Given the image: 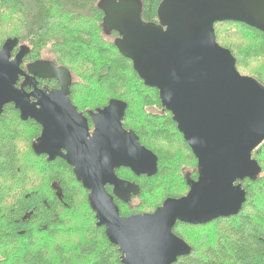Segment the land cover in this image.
Wrapping results in <instances>:
<instances>
[{
  "label": "water",
  "instance_id": "95a60500",
  "mask_svg": "<svg viewBox=\"0 0 264 264\" xmlns=\"http://www.w3.org/2000/svg\"><path fill=\"white\" fill-rule=\"evenodd\" d=\"M97 7L103 32L118 34V52L143 84L158 92L196 160L197 178L186 179V195L165 199L152 213L120 216L114 199L128 203L139 187L118 178L116 170L152 177L158 166L155 154L123 128L127 105L111 100L91 114L90 133L88 119L70 102L67 69L45 61L27 66L28 73L53 79L59 88L24 91L29 77L20 65L27 49L20 46L12 59L16 39H7L0 49V115L13 105L21 121L41 127L34 153L48 161L61 159L72 169L88 192L96 226L118 248L121 264H175L191 253L174 234L175 225L237 216L246 201L242 183L255 182L261 172L252 154L264 143V86L239 74L235 58L217 43L214 25L242 23L264 34V0H162L157 24L142 20L140 0H100ZM19 77L25 80L17 88ZM51 188L61 199L57 187Z\"/></svg>",
  "mask_w": 264,
  "mask_h": 264
},
{
  "label": "trees",
  "instance_id": "16d2710c",
  "mask_svg": "<svg viewBox=\"0 0 264 264\" xmlns=\"http://www.w3.org/2000/svg\"><path fill=\"white\" fill-rule=\"evenodd\" d=\"M99 1L0 0V49L7 39H16L27 49V60H35L43 58L41 52L48 48L51 56L44 59L69 71L70 102L85 116L111 100L127 105L123 128L134 132L140 144L155 154L158 166L152 177L117 170V177L138 185L139 194L128 204L114 201L122 217L146 214L131 206L134 199L145 203L146 212L152 208V197L159 200L153 207L157 209L167 198L184 196L186 179L197 178L196 160L171 115L162 108L158 92L146 87L131 61L118 52L117 34L103 32ZM140 1L143 21L157 23L162 0ZM222 24L236 25L244 35L223 36L218 28ZM214 33L217 43L235 58L237 71L264 86V70L252 67L264 60V34L230 22L216 23ZM85 100L89 103L84 104ZM149 108L155 112H148ZM39 136L36 123L21 121L11 105L4 108L0 115V264H121L118 248L96 226L88 192L72 169L61 159L48 161L34 153L32 145ZM177 143L192 168L180 169L178 176L171 170L178 160ZM252 158L261 172L255 182L242 183L246 201L237 216L200 226L180 223L173 228L191 248L175 264H264V143ZM52 185L61 192V199ZM191 226L205 232L216 227L213 243L200 251L176 233L178 227Z\"/></svg>",
  "mask_w": 264,
  "mask_h": 264
},
{
  "label": "rangeland",
  "instance_id": "374dc122",
  "mask_svg": "<svg viewBox=\"0 0 264 264\" xmlns=\"http://www.w3.org/2000/svg\"><path fill=\"white\" fill-rule=\"evenodd\" d=\"M218 28L222 30V35L225 36V37L226 36L230 37L231 35H236L238 37V36H241L242 33L244 35V32H242L243 30H241V28L236 26V25H232V24L224 25V24H222V25H219ZM249 38L250 37H247L246 39L248 40ZM232 39H235V37L232 36ZM236 40H238V39H236ZM220 41H221V39H220ZM221 42H223V41H221ZM47 49H44L43 52H41V57L47 58L46 56L49 55L48 56V58H49L51 56L47 52ZM252 67L254 69H257V70H262V69L264 70V60L260 61V62H258L256 64H253ZM239 74H241L242 76H247L244 72H241V71H239ZM86 103H89V101L85 100L84 104H86ZM148 112H155V110L149 108ZM28 131L25 130V134H27ZM174 152L176 153V159L175 160H177V159L178 160L175 161L174 166L171 167V170L173 172H177V176H178V173H179L180 169L182 170V169L186 168L189 171H192V168H191V166L188 163V160L186 158V154L183 151V149H182V147L180 146L179 143H177L174 146ZM27 161H29L28 158H27ZM157 196L158 195H156V197ZM154 198L152 197V198L149 199L151 201L150 204L152 205V208L147 210L146 212H144V204L145 203H143L142 201H140L138 199H134V201L131 203V206L137 208L138 212L139 211H142L143 213L153 212L155 210V209H153L154 205L156 203H158V201H159L157 198H155V199ZM176 233L181 235V236H183V238L187 242H189L190 244H194V246L197 247L198 250L201 251L204 248H206L208 245H210L209 243H213V236L217 233V229H216V227H214V228H210V229L206 230V232H205V230L201 231L200 228L192 227V226L191 227H178L176 229Z\"/></svg>",
  "mask_w": 264,
  "mask_h": 264
},
{
  "label": "flooded vegetation",
  "instance_id": "af4514ba",
  "mask_svg": "<svg viewBox=\"0 0 264 264\" xmlns=\"http://www.w3.org/2000/svg\"><path fill=\"white\" fill-rule=\"evenodd\" d=\"M143 20V19H142ZM145 22V21H144ZM147 23V22H145ZM157 23H158V19H157ZM156 23V24H157ZM224 23V22H223ZM230 23H235V22H230ZM236 24H242V23H236ZM243 25H246V24H243ZM248 26V25H246ZM113 33V32H112ZM116 33V32H114ZM117 34V33H116ZM118 36V34H117ZM22 47H20L19 45L17 47H15L11 53V57L12 59L17 55V53L20 51ZM27 53L26 55L24 56L23 60H22V63L20 65V68L25 72V74H28V77H29V80L27 81L29 85L25 86L24 87V91L26 93H31L33 92L34 90H37V91H46L47 93L50 92V91H54V90H57L59 88V85L57 83V81L53 80V79H40L38 78V76H34L33 74H30L28 73L27 71V66L37 62V61H45V62H49V63H52L56 68L59 67L57 65H55V63L52 61V60H48V59H44V58H39V59H35V60H27ZM37 74V73H36ZM33 78V79H31ZM24 78L23 77H19V81L17 82V85L16 87L19 88L23 83H24ZM31 101H34L33 99H31ZM9 106V105H8ZM13 107V105H11ZM14 108V107H13ZM17 111V110H15ZM79 112V111H78ZM17 113L19 114V112L17 111ZM95 113V112H94ZM82 114V113H81ZM93 114V113H91ZM90 114V115H91ZM90 115L88 116H85L83 115L84 117H86L88 119V126H89V129H90V133H92L93 131V126H92V123H91V118H90ZM33 122V121H32ZM35 123V122H34ZM39 126V125H38ZM40 128V133H41V127L39 126ZM46 157V156H45ZM117 171V170H116ZM116 173V172H115ZM119 178V177H118ZM123 180V179H122ZM108 189H110V192L111 193V188L108 187L106 190L108 192ZM133 198V197H132ZM117 200V199H116ZM131 201V200H130ZM129 201V202H130ZM121 202V201H120ZM128 202V203H129ZM122 203V202H121ZM128 203H124V204H128ZM177 224H180V223H177ZM176 224V225H177ZM175 225V226H176Z\"/></svg>",
  "mask_w": 264,
  "mask_h": 264
}]
</instances>
